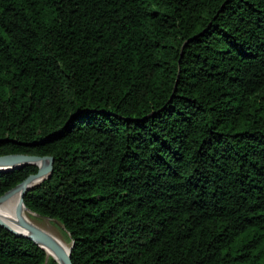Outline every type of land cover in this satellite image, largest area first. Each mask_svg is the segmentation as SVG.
<instances>
[{
  "label": "trees",
  "instance_id": "16d2710c",
  "mask_svg": "<svg viewBox=\"0 0 264 264\" xmlns=\"http://www.w3.org/2000/svg\"><path fill=\"white\" fill-rule=\"evenodd\" d=\"M9 154L73 264H264V0H0ZM0 264L59 263L0 225Z\"/></svg>",
  "mask_w": 264,
  "mask_h": 264
},
{
  "label": "water",
  "instance_id": "95a60500",
  "mask_svg": "<svg viewBox=\"0 0 264 264\" xmlns=\"http://www.w3.org/2000/svg\"><path fill=\"white\" fill-rule=\"evenodd\" d=\"M53 161L54 159L51 156H37V155H27V154H9V155L0 156V172L16 170L18 168H22L28 165H35L39 167V171L36 174L30 175L17 187L8 191L0 198V204H1L17 193H19L20 195L19 207L17 209V217H18L17 222L15 221L13 222L7 219L4 220L0 218V225L16 233L17 235L32 239L46 252H47L46 248L51 249L55 253V256H53L54 260H56L59 264H61L60 260L64 261V264H73L71 260V252L73 245L70 246L68 254H65V252L61 249V247L57 244V242L50 236V234H48L47 231L22 218V207L23 206L26 207L24 202L26 193L34 189L35 186L39 185L41 182H43L45 179L49 177V175L52 172ZM41 162L46 163V165L44 167H41L40 166ZM43 218H47V217H43ZM11 223H13L16 228L10 226Z\"/></svg>",
  "mask_w": 264,
  "mask_h": 264
},
{
  "label": "bare ground",
  "instance_id": "6f19581e",
  "mask_svg": "<svg viewBox=\"0 0 264 264\" xmlns=\"http://www.w3.org/2000/svg\"><path fill=\"white\" fill-rule=\"evenodd\" d=\"M45 165H46V163H44V162L40 163L41 167H44ZM19 200H20V195H19V193H17L15 195H13L11 198H9L8 200H6L5 202L1 203L0 204V218L4 219V220L7 219V220H10L13 222L14 221L17 222V220H18L17 209L19 207ZM10 203H11V206L9 207ZM30 212H31L30 210H28L26 207L23 206L22 207V218H24L28 222H31V223L39 226L37 223H35L31 219V216H32L31 213H33V212H31V213ZM33 214H35V213H33ZM35 215H37V214H35ZM10 226L16 228L13 223H11ZM48 228H49V230L44 229V228H42V229H44L45 231L48 232V234H50V236L57 242V244L61 247V249L65 252V254H68L69 250L66 247L65 243L60 239L59 236L55 235L52 227H48ZM46 249H47L48 257L53 258V256H55V253L49 248H46ZM60 262H61V264H64V261L60 260Z\"/></svg>",
  "mask_w": 264,
  "mask_h": 264
},
{
  "label": "rangeland",
  "instance_id": "374dc122",
  "mask_svg": "<svg viewBox=\"0 0 264 264\" xmlns=\"http://www.w3.org/2000/svg\"><path fill=\"white\" fill-rule=\"evenodd\" d=\"M11 206V203L9 205V207ZM32 214V213H31ZM32 214L31 219L37 223L40 227L44 228V229H48V227H52V229L54 230L55 235L59 236L60 239L65 243L66 247L68 248V250L70 249L71 246V239H70V235L69 233L65 230V228L63 227V225L58 222L57 220H53V219H48L47 218H43L41 216L38 215H34Z\"/></svg>",
  "mask_w": 264,
  "mask_h": 264
}]
</instances>
